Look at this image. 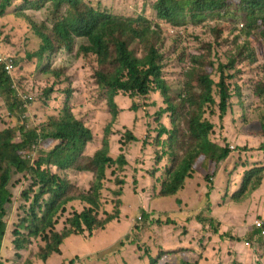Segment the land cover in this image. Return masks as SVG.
<instances>
[{
  "label": "trees",
  "instance_id": "1",
  "mask_svg": "<svg viewBox=\"0 0 264 264\" xmlns=\"http://www.w3.org/2000/svg\"><path fill=\"white\" fill-rule=\"evenodd\" d=\"M11 4L12 0H0L1 35L8 40L14 37L12 34H3L6 26L22 31L26 41L24 49H30L23 55L28 60H37L42 73L53 78V87L44 92L46 98L54 89L65 85L66 88L60 91L65 93L66 101L56 114L44 113L33 128L21 125L0 129V243L10 232V228L7 232L8 224L4 220L12 215L13 191L25 183H29V187L22 190L21 195L28 207L24 205L19 208L24 212V217L18 223V232H14V236L26 237L15 240L12 245L19 251L25 244L39 243L35 258L41 264H46L52 256L60 257L61 247L70 238L93 239L94 233L105 231L120 218L122 203L117 202L112 214L104 209L108 201L103 193L107 191L117 197V189L120 195L128 167L125 155H110L112 122L105 128L102 147L88 154L87 149L94 141V133L69 106L73 96L75 99L72 84L74 74L66 65L54 67L51 64V60L61 55L62 51L71 52L76 40L82 41L76 57L85 58L92 65V85L97 92V97L92 100L105 97L113 120L118 115L114 98L119 95L135 99L132 106L135 112L143 106L140 105V98L148 101V104H144L146 107H156L155 98L161 101V106L154 112L157 118L154 129L156 137L152 142L150 136L147 137L148 141H143L144 147L153 148L155 164L165 163L162 174L158 175L160 171L155 168L150 174L159 199H174L185 189L188 180L196 178L204 180L206 188L212 190L222 165L223 172L227 171V178L238 165L244 167L239 188L231 195L225 191L224 205H242L254 201L255 195H259L257 200L262 199L264 160L250 166L242 162L231 165L229 160L237 153L229 149L227 139L231 134L224 128L225 136L219 138L217 124L206 115V109L217 107L219 127L222 128L221 123L229 120L237 135L235 137L244 136L246 140L257 137L264 141V0H155L152 9L156 18L175 28L176 37L180 34L179 28L189 25L201 27L231 13L240 17L239 32L243 41L235 42L234 48L224 49L226 43L221 38L222 29L210 25L202 29L204 33L208 31L212 34L213 41L197 38V53L188 55L190 68L184 74L182 89L178 94L169 93L170 87L164 78V42L171 35H164L166 29L163 25L145 17L121 18L110 11L95 9L86 0H24L11 15L6 14ZM36 13H42L45 20L36 19ZM9 44L14 46L12 41ZM260 56H263V63L254 71L249 101H245L236 78L240 77L242 64L252 70L251 67L258 63ZM0 95L12 113L18 110L20 101L1 63ZM25 102L28 105L25 113L31 112L34 104L32 95ZM22 105L21 102V113L24 111ZM48 107L44 99L42 110ZM147 113L149 119L151 113ZM163 119L167 120L168 126L163 124ZM148 128H152L150 123ZM138 141L134 132L125 133L124 143ZM260 149L264 150L263 143ZM237 151L245 152L247 148L237 147ZM237 160L240 161V158ZM110 169L123 175L116 177L114 188L108 190L107 172ZM81 174L91 175L88 189L78 186L71 178L72 175ZM197 186L201 188V185ZM200 193L196 191L193 194L195 199ZM209 196L210 192H207L206 197ZM74 204L81 206L82 210H77ZM258 204V201L255 205L250 203L257 209L255 211L251 207L252 213L259 212ZM208 205V212H202L196 218L197 223L213 238L216 237L218 243H233L234 238L230 234L220 232V223L215 215L213 218L209 213L211 205ZM69 209H74L72 216L59 231L60 218ZM153 217L144 215L143 219L156 224L160 221L159 217L167 221L170 218L166 214L155 219ZM256 218H262V213ZM249 234L251 238L253 233ZM162 237L160 233V242ZM208 242L211 243L212 238ZM201 248L203 256L196 262H190L187 258V253L195 256L194 250L184 248L179 252H158L156 257L150 256V264L214 263L217 256H208L209 246L201 242ZM214 251L217 255L219 249ZM259 256L264 260L263 255ZM6 263L2 260L1 264ZM256 264L264 263L256 261Z\"/></svg>",
  "mask_w": 264,
  "mask_h": 264
},
{
  "label": "rangeland",
  "instance_id": "2",
  "mask_svg": "<svg viewBox=\"0 0 264 264\" xmlns=\"http://www.w3.org/2000/svg\"><path fill=\"white\" fill-rule=\"evenodd\" d=\"M24 0H12L11 7L6 10V14H12L13 10L18 7ZM33 1V0H27ZM92 7L100 8L101 10L110 11L112 15L126 18L136 19L138 17H145L155 23L163 25L166 29L164 35L169 37L164 42V51L166 55V67L164 71V78L170 87V94H178L182 89V82L184 74L190 64L188 55L197 53L196 40L199 38L203 41H213L212 34L208 31L203 32V28L207 26H214L222 29L221 38L225 41L224 49L234 48V43H241L243 37L240 36L241 30L240 17L238 15L229 14L223 15L219 20H211L201 27L186 26L179 28V35L176 37L177 30L172 29L168 25L161 23L152 9L155 0H86ZM35 18L44 21L45 18L42 13H36ZM240 28V29H239ZM169 32H168V31ZM3 34H12V40H8L1 35L0 31V56L11 59L14 65L10 79L13 88L20 103H26L29 95L33 97V106L30 111L25 113V119L21 120L16 113H12L6 105L5 99L0 95V129L13 126L27 125L28 128H33L37 122L42 119L44 113L56 114L66 101V95L62 90L66 88L57 87L54 92L46 98L45 90L53 87V78L42 73L41 64L37 60H28L23 52L28 53L30 49H24L25 40L22 31L17 28L4 27ZM240 37V38H239ZM10 41L14 43L9 44ZM198 41V40H197ZM9 42V43H7ZM199 43V41H198ZM82 41L76 40L73 44L71 52L62 51L61 55L51 60L52 66L66 65L69 67L71 73L74 74L72 84L74 85V96L69 101V106L73 113L81 120L85 121L92 132L94 133V141L87 149L88 154H93L102 147L103 136L105 128L112 122L111 134L109 140V152L112 157L120 154L126 156L128 167L125 171V185L122 192L117 197L110 195L107 191L103 193L106 197L108 204L105 205V210L108 214H112L114 206L117 202L122 203L120 209V218L110 224L105 231H97L93 235V239L87 237L78 238L73 237L66 241L61 247V256H52L46 264H150V256L156 257L158 252H179L185 248L193 249L195 256L187 253V258L190 262L198 261L203 255L201 254V242L203 245H208L207 250L210 251L208 256L216 257L214 263L208 264H256V261L264 263V260L259 256L264 257V239H258L255 245L246 247L247 238H250L249 232L252 230L253 223L258 220L264 221V192L262 199H258L259 195L254 196V201H248L242 205H224V193L227 191L228 195L233 194L240 185L241 174L244 167L238 165L229 178H227V171L223 172V165L220 166L219 176L215 182L214 187L207 189L204 180L196 178L188 180L185 189L180 192L172 200H161L158 198V190L154 189L150 174L155 168L158 173L162 174L165 163L156 165L153 148L143 146V141H148L147 137H151V142L155 139L154 132L157 126V118L154 112L161 106V101L157 98L156 107L144 106L145 101L140 98V105H143L137 112L132 108L135 99L128 95H119L114 98L118 115L113 120L110 114L109 107L106 103V98H93L97 97V92L94 90L95 86L92 85V70L91 66L85 58L76 57V52ZM258 46V45H257ZM262 48V46H261ZM264 53V48H262ZM183 54V55H182ZM263 56L259 57L258 63L253 65L251 69L247 65L242 64L240 69V77L236 78L237 85L241 86L242 98L249 101L250 81L254 76V71L258 65L263 63ZM214 61V60H213ZM215 62V61H214ZM216 63V62H215ZM217 66V63H216ZM256 76V74H255ZM44 99L48 102L49 107L42 110ZM27 105V104H26ZM38 107L36 110L34 108ZM28 108V105H27ZM206 115L217 124V134L219 138L224 135V128L227 129L230 135L227 139L229 142V149L234 150L229 160L231 165L235 163H245L247 166L264 160V150L260 149L261 143L264 141L259 138L247 139L244 136H237L228 122L220 123L217 121V107H207ZM151 113L150 118H147V112ZM214 111V112H212ZM19 113V112H17ZM21 113V112H20ZM23 117V116H22ZM225 119H228L227 117ZM23 121L24 123H22ZM149 123L152 128L149 127ZM163 124L167 125V120L163 119ZM168 126V125H167ZM127 131L134 132L138 138V142L125 141V133ZM149 131L152 133L149 134ZM233 133V134H232ZM216 134V137H217ZM237 147H246L247 151L238 152ZM240 158V161L237 159ZM232 170V167L229 168ZM121 172H115L113 169L107 172V179L109 184L106 189L114 188V180L116 177H122ZM71 178L78 186L88 189L91 175L81 174L80 176L72 175ZM228 181V182H227ZM197 185H201L199 188ZM29 187V183H25L18 189H14V198L11 199V216H7L4 220L10 228L9 239H6L2 255L0 259L5 260L6 264H24L33 263L41 264L36 258L35 253L40 247V244L35 242L32 245H24V248L17 251L12 243L15 240H23L26 235L20 237L14 236V232H18V223L24 217V212L19 208L28 204L22 198V190ZM155 191H154V190ZM196 191L201 192L195 199ZM210 192L209 198L206 193ZM260 210L255 213V208L250 205L256 204ZM210 203V212L212 217H217L220 223V232L223 234H230L234 241L218 243L217 238H213L211 233L206 229H202L196 221V218L202 212H208V204ZM77 210L81 211L82 207L74 204ZM254 209V213L250 210ZM25 208V207H24ZM74 209H69L68 212L60 218V223L57 229L61 231L66 225L67 220L72 216ZM262 213V218H256L257 215ZM169 215L167 221L163 217H159L160 221L150 222L149 219L144 220V215H153V219L160 215ZM215 215V216H214ZM105 217H102L104 219ZM159 224V225H157ZM161 229V231H160ZM163 234V240H158V235ZM21 234V233H20ZM212 238L209 243L208 239ZM252 240H256L253 238ZM133 242V246L131 245ZM220 245V246H219ZM214 249H219L216 255ZM8 251V252H6ZM149 253V255H148ZM201 254V256H200ZM252 254L254 256L250 257Z\"/></svg>",
  "mask_w": 264,
  "mask_h": 264
},
{
  "label": "clouds",
  "instance_id": "3",
  "mask_svg": "<svg viewBox=\"0 0 264 264\" xmlns=\"http://www.w3.org/2000/svg\"><path fill=\"white\" fill-rule=\"evenodd\" d=\"M11 60V59H10ZM3 65V64H2ZM4 66V65H3ZM6 71V70H5ZM14 71V68H13V63H12V60H11V71H10V74H8L7 72H6V74L7 75H9V76H11V74H12V72ZM20 105H21V103H20ZM20 105H19V108H18V110L16 111V112H14V114L16 113V115L21 119V120H23V119H25V116H24V114H22V113H20ZM22 107L24 108V109H27V105H26V103H23V105H22ZM17 112H19V113H17ZM23 116V117H22ZM22 123H24L23 121H21ZM27 128H28V126H27ZM38 152H39V150H38V148H35ZM7 219V218H6ZM263 221V220H262ZM200 225V224H199ZM249 233H253V234H251V240H249V241H247V243H246V247L247 248H250V245H255V242L257 241V238H258V234L257 233H254L253 232V230H251ZM253 238H255L256 240H252ZM258 239H260V238H258ZM261 240V239H260ZM4 242H5V239H4V241H2V243H0V256L2 255V251H3V249H4ZM0 261H1V263H2V259H0Z\"/></svg>",
  "mask_w": 264,
  "mask_h": 264
},
{
  "label": "built area",
  "instance_id": "4",
  "mask_svg": "<svg viewBox=\"0 0 264 264\" xmlns=\"http://www.w3.org/2000/svg\"><path fill=\"white\" fill-rule=\"evenodd\" d=\"M0 63L4 65V69L8 74L11 71V60L0 56ZM252 230L258 234V238L264 239V221L258 220L253 223ZM1 264V261H0Z\"/></svg>",
  "mask_w": 264,
  "mask_h": 264
},
{
  "label": "crops",
  "instance_id": "5",
  "mask_svg": "<svg viewBox=\"0 0 264 264\" xmlns=\"http://www.w3.org/2000/svg\"><path fill=\"white\" fill-rule=\"evenodd\" d=\"M7 232H9V227H8ZM6 239H9V234H8V233H7V236H6V238H5L4 245H5V243H7ZM5 247H6V246H5ZM2 252H3V251H2ZM6 252H8V251H6ZM240 263H241V264H244V262H240Z\"/></svg>",
  "mask_w": 264,
  "mask_h": 264
}]
</instances>
